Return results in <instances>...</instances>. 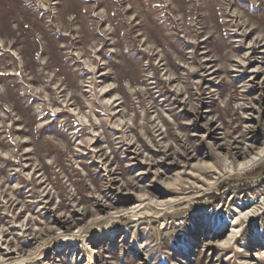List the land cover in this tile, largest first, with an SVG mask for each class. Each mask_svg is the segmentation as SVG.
<instances>
[{"label":"rangeland","instance_id":"374dc122","mask_svg":"<svg viewBox=\"0 0 264 264\" xmlns=\"http://www.w3.org/2000/svg\"><path fill=\"white\" fill-rule=\"evenodd\" d=\"M0 264H264V0H0Z\"/></svg>","mask_w":264,"mask_h":264}]
</instances>
